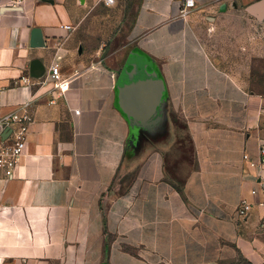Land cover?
Returning <instances> with one entry per match:
<instances>
[{
	"label": "crops",
	"instance_id": "crops-1",
	"mask_svg": "<svg viewBox=\"0 0 264 264\" xmlns=\"http://www.w3.org/2000/svg\"><path fill=\"white\" fill-rule=\"evenodd\" d=\"M100 1L0 0V117L30 118L12 176L0 168V264H225L264 252V16L248 11L258 0H194L184 16L178 0H137L120 26L126 52L84 32ZM131 48L165 85L163 123L136 146L114 102ZM55 63L64 93L46 78Z\"/></svg>",
	"mask_w": 264,
	"mask_h": 264
},
{
	"label": "water",
	"instance_id": "water-1",
	"mask_svg": "<svg viewBox=\"0 0 264 264\" xmlns=\"http://www.w3.org/2000/svg\"><path fill=\"white\" fill-rule=\"evenodd\" d=\"M53 3V0H46ZM251 13L264 16V0H258L248 7ZM41 31L35 27L31 30V46H39ZM44 63L32 59L29 74L39 77L44 72ZM115 106L128 122L130 129L129 143L137 145L141 130L155 131L164 119L165 85L160 72L152 59L137 48H131L125 57L115 82ZM6 128L2 139L9 134ZM106 264V263H103Z\"/></svg>",
	"mask_w": 264,
	"mask_h": 264
},
{
	"label": "rangeland",
	"instance_id": "rangeland-1",
	"mask_svg": "<svg viewBox=\"0 0 264 264\" xmlns=\"http://www.w3.org/2000/svg\"><path fill=\"white\" fill-rule=\"evenodd\" d=\"M136 2L137 0H114L112 5H105L101 0L97 3L93 9H91V14L89 15L91 18L88 16L89 18L86 17L81 23V26L85 28L84 32L89 37V40L97 43H104L107 48L125 46L128 40L120 37V26L123 21H125L126 24L131 21ZM120 8L124 9V13L121 12L122 9L120 11L118 10ZM88 14L89 13L86 15ZM109 22L111 23L110 28L108 25ZM122 48H124V50L126 49V52L130 46L127 44ZM188 153L187 151L177 153L178 157L176 160L188 159ZM171 161L172 159L169 162ZM174 178L178 181L180 180L179 176H175ZM127 179L128 177L126 176L122 181L125 180L126 182ZM118 182L119 181L114 182L115 184H113V187H116ZM225 264H264V252L260 249L254 254H240L235 260Z\"/></svg>",
	"mask_w": 264,
	"mask_h": 264
},
{
	"label": "built area",
	"instance_id": "built-area-1",
	"mask_svg": "<svg viewBox=\"0 0 264 264\" xmlns=\"http://www.w3.org/2000/svg\"><path fill=\"white\" fill-rule=\"evenodd\" d=\"M181 3L178 9L179 14L184 16L194 6V0H178ZM105 5H112L114 0H102ZM69 29V25L63 26ZM47 80L53 84V87L64 93L68 87V80L63 77L59 64H52L49 73L46 75ZM30 118L26 115L16 116L15 114L7 117H0V134L6 128L10 129L8 136L0 140V168L4 170L6 176H12V172L16 166L19 156L24 150L26 143V135L28 131V123ZM262 156L261 164L264 165V148L261 147ZM261 190L264 195V181L261 182ZM264 205V201H263ZM248 211V205L242 202L236 209L238 217H245Z\"/></svg>",
	"mask_w": 264,
	"mask_h": 264
}]
</instances>
